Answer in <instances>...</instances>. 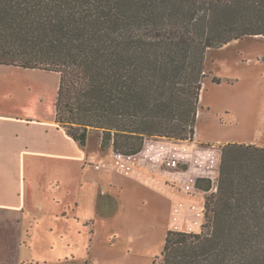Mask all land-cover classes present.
Returning a JSON list of instances; mask_svg holds the SVG:
<instances>
[{
	"label": "trees",
	"instance_id": "obj_1",
	"mask_svg": "<svg viewBox=\"0 0 264 264\" xmlns=\"http://www.w3.org/2000/svg\"><path fill=\"white\" fill-rule=\"evenodd\" d=\"M257 36L264 0H0V65L58 74L56 123L104 152L193 141L205 54ZM218 148L206 232L167 233L153 264H264V147Z\"/></svg>",
	"mask_w": 264,
	"mask_h": 264
},
{
	"label": "rangeland",
	"instance_id": "obj_2",
	"mask_svg": "<svg viewBox=\"0 0 264 264\" xmlns=\"http://www.w3.org/2000/svg\"><path fill=\"white\" fill-rule=\"evenodd\" d=\"M204 71L192 142L217 148L226 141L264 147V37H245L207 51ZM14 75L10 81L0 70L4 101H17V89L23 87ZM58 82L56 73L40 71V108L46 117L52 113ZM97 137L101 139L100 134L90 135V150L95 149ZM94 196H84L78 208V218L94 220L93 233L83 226L84 220H78L76 230L65 238L40 231L27 240L26 264H153L160 258L169 233L170 200L163 193L126 184L113 206L115 212L106 214L96 201L101 196Z\"/></svg>",
	"mask_w": 264,
	"mask_h": 264
},
{
	"label": "crops",
	"instance_id": "obj_3",
	"mask_svg": "<svg viewBox=\"0 0 264 264\" xmlns=\"http://www.w3.org/2000/svg\"><path fill=\"white\" fill-rule=\"evenodd\" d=\"M0 68L10 81L15 74L16 82L23 86L17 89V101H4L6 93L0 98V264L28 263L24 256L27 240L40 231L65 238L76 230L78 220H84L83 226L93 233L94 220L78 218L84 196H101L96 201L102 214L107 210L114 213L116 199L126 184H133L163 193L171 206L172 197L177 195L162 174L140 166L126 177L117 170L111 151L100 149L99 137L95 149L88 148L90 135L100 134L98 131L89 132L82 148L56 123L55 100L51 115H44L40 108L41 70ZM11 96L8 93L7 99ZM227 143L234 142L217 145ZM99 161L106 167L94 170L90 163ZM42 221L46 225L41 226Z\"/></svg>",
	"mask_w": 264,
	"mask_h": 264
},
{
	"label": "built area",
	"instance_id": "obj_4",
	"mask_svg": "<svg viewBox=\"0 0 264 264\" xmlns=\"http://www.w3.org/2000/svg\"><path fill=\"white\" fill-rule=\"evenodd\" d=\"M111 159L117 170L128 177L143 166L163 175L171 186L169 231L187 235H200L206 225L205 202L209 193L216 191L219 169V151L215 145L203 146L192 141L145 139L139 152L124 154L111 150ZM94 170L106 163H90ZM210 185L209 191L200 188Z\"/></svg>",
	"mask_w": 264,
	"mask_h": 264
}]
</instances>
